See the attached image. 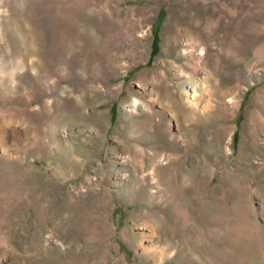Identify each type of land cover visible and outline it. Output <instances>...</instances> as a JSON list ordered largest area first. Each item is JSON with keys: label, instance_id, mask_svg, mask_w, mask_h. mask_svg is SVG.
<instances>
[{"label": "rangeland", "instance_id": "obj_1", "mask_svg": "<svg viewBox=\"0 0 264 264\" xmlns=\"http://www.w3.org/2000/svg\"><path fill=\"white\" fill-rule=\"evenodd\" d=\"M0 264H264V0H0Z\"/></svg>", "mask_w": 264, "mask_h": 264}, {"label": "bare ground", "instance_id": "obj_2", "mask_svg": "<svg viewBox=\"0 0 264 264\" xmlns=\"http://www.w3.org/2000/svg\"><path fill=\"white\" fill-rule=\"evenodd\" d=\"M192 46V45H191ZM188 47V46H187ZM192 47H194V46H192ZM191 48V47H190ZM189 48V49H190ZM193 49V48H192ZM191 49V50H192ZM195 49V48H194ZM193 51V50H192ZM188 52V51H187ZM186 52V53H187ZM190 52V51H189ZM204 53V52H203ZM212 75V74H211ZM213 76V75H212ZM228 85V84H227ZM209 87H210V85H209ZM196 96V90L195 89H192V94H191V97H189V104L191 105V107H192V109L190 110V113L191 112H193V111H195L194 110V108H195V105H197V98L195 97ZM186 100V99H185ZM134 102H136V101H134ZM185 102V101H184ZM187 102V101H186ZM134 104V106H135V103H133ZM187 104V103H186ZM206 105V104H205ZM204 106V105H203ZM206 107V106H205ZM172 111H174V110H172ZM194 114V113H193ZM192 119V118H191ZM179 122V121H178ZM177 123V122H176ZM138 148V147H137ZM161 149H162V147H161ZM163 150V149H162ZM161 150V151H162ZM157 151V150H156ZM177 151V150H176ZM146 152V151H145ZM154 152H155V150H154ZM159 153V152H158ZM142 154V153H141ZM146 154V153H145ZM155 154V153H154ZM148 155V154H147ZM152 155V154H151ZM140 156V155H139ZM145 156V155H144ZM156 156V155H155ZM147 157V156H146ZM150 157V156H149ZM152 158V157H151ZM156 158H157V156H156ZM140 160H142L141 159V157L139 158ZM138 159V160H139ZM161 160V159H160ZM137 161V160H136ZM139 163H143V161H139ZM138 165V164H137ZM143 165V164H142ZM141 165V166H142ZM142 168V167H141ZM153 173V172H152ZM149 174H151V173H149ZM144 175V174H143ZM142 175V176H143ZM187 175V174H186ZM149 177V176H148ZM187 178V177H186ZM191 178V177H190ZM185 182V181H184ZM152 184V183H151ZM156 184V183H155ZM191 186V185H190ZM145 187V186H144ZM177 187V186H176ZM182 187V186H181ZM154 191V190H153ZM137 192V191H136ZM144 192V191H143ZM150 192H151V190H150ZM156 192V191H155ZM157 192H159V190H157ZM149 193V192H148ZM145 194H146V192H145ZM165 194V193H164ZM148 195V194H147ZM150 195V194H149ZM142 196H144V193H143V195ZM133 197V196H132ZM140 198H142L141 197V195H140ZM158 198V197H157ZM165 198V197H164ZM133 199V198H132ZM160 199V198H159ZM163 199V198H162ZM166 200V199H165ZM178 200V199H177ZM176 203V202H175ZM181 203V202H180ZM164 204V203H163ZM148 206H149V208H147V210H146V212H145V215L146 216H153V214H155L156 213V211H159V209H158V206H157V204H155V203H152V202H150V203H148L147 204ZM141 206V205H140ZM144 207V206H143ZM162 208H164V207H162ZM104 209V208H103ZM181 210V209H180ZM145 211V210H144ZM74 211H72V213H73ZM69 213H71V212H69ZM105 213V212H104ZM143 214V213H142ZM144 217V216H143ZM160 217V216H159ZM71 218V217H70ZM73 219V218H72ZM75 219V218H74ZM170 219V218H169ZM70 220V219H69ZM154 220H155V224H153V225H151V224H149L148 223V226H149V228H150V231H153V230H155V229H158V228H161L162 227V223H163V219L162 218H158V217H156V218H154ZM75 221V220H74ZM170 221V220H169ZM69 224V223H68ZM67 224V225H68ZM69 226H71V224L69 225ZM76 226V225H75ZM77 227H79V225H77ZM103 227V226H102ZM76 228V227H75ZM81 228V227H80ZM101 228V227H100ZM74 229V228H73ZM81 230V229H80ZM81 231H83V229L81 230ZM94 231V230H93ZM127 231V230H126ZM157 231V230H156ZM75 232V231H74ZM95 232V231H94ZM104 232V231H103ZM124 233V232H123ZM151 233V232H150ZM154 233H155V231H154ZM157 233V232H156ZM71 234V233H70ZM79 234V233H78ZM84 234V233H83ZM148 234V233H147ZM72 235V234H71ZM76 235H77V233H76ZM75 235V236H76ZM103 235V234H102ZM125 235V234H124ZM154 235V234H153ZM74 237V236H73ZM73 237H71L72 239H73ZM81 237V236H80ZM146 237V238H145ZM141 242L139 243V247L140 248H142V250L143 251H152V252H155L156 250H157V246H156V244H155V242H154V239H153V237H152V235H142V237H141ZM143 241V242H142ZM161 242V241H160ZM162 243V242H161ZM165 243V242H164ZM171 243V242H170ZM166 244V243H165ZM174 244V243H173ZM167 245V244H166ZM172 245V244H171ZM167 247H168V245H167ZM172 247V246H171ZM170 247V248H171ZM71 249V248H70ZM164 249H166V248H162L160 251H164ZM168 249V248H167ZM71 251V250H70ZM69 251V252H70ZM68 252V253H69ZM159 252V251H158ZM167 252V251H166ZM71 253V252H70ZM69 255V254H68ZM71 260H72V257L70 258Z\"/></svg>", "mask_w": 264, "mask_h": 264}]
</instances>
